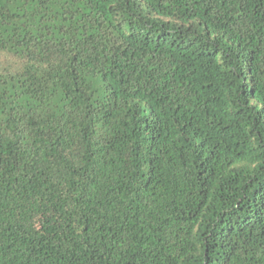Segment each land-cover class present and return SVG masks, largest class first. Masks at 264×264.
Returning a JSON list of instances; mask_svg holds the SVG:
<instances>
[{"label": "trees", "instance_id": "1", "mask_svg": "<svg viewBox=\"0 0 264 264\" xmlns=\"http://www.w3.org/2000/svg\"><path fill=\"white\" fill-rule=\"evenodd\" d=\"M0 264H264V0H0Z\"/></svg>", "mask_w": 264, "mask_h": 264}]
</instances>
